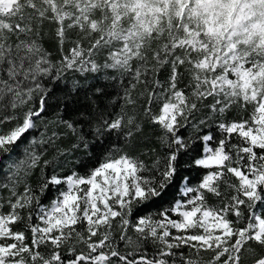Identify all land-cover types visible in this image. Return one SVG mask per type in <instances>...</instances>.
Returning a JSON list of instances; mask_svg holds the SVG:
<instances>
[{
  "label": "snow or ice",
  "instance_id": "6c2138e0",
  "mask_svg": "<svg viewBox=\"0 0 264 264\" xmlns=\"http://www.w3.org/2000/svg\"><path fill=\"white\" fill-rule=\"evenodd\" d=\"M0 177V264H264V0H0Z\"/></svg>",
  "mask_w": 264,
  "mask_h": 264
},
{
  "label": "trees",
  "instance_id": "16d2710c",
  "mask_svg": "<svg viewBox=\"0 0 264 264\" xmlns=\"http://www.w3.org/2000/svg\"><path fill=\"white\" fill-rule=\"evenodd\" d=\"M46 46H49V45L46 43ZM51 50L55 54V47H54V45L51 46ZM104 82L105 81L103 79H101L99 81V83H104ZM67 83H68V87H70L71 86V81H68ZM89 83H91V81H89ZM64 87H65V84L64 83H61L60 87L58 89H56L55 94L52 95L51 98L47 101V104H48V107H47V119H52L53 117H55V115H56V106H57L58 103L61 104V106H62V102H63V98H64V92L61 91L60 89H63ZM109 91L111 92V91H113V89H109ZM81 103H83V101H82V94H81ZM57 130H59V129H57ZM32 135H36V133H33ZM63 143H64V146H67L69 144V139L68 138H65ZM78 162H79V157H78L77 160L73 161L72 163L73 164H78ZM181 163H182V169L183 170H187V165L184 164L183 162H181ZM71 167H72V165L70 164L68 166V168L65 169V171H67ZM5 171H7V169H5ZM191 175H192L193 179H195L197 174L195 172H192ZM2 179H3V177H0V180H2ZM175 192H176V190L174 188L171 189L169 191L168 196H166L165 199L166 200L170 199L171 196L173 194H175ZM50 196H51V193H49V197ZM177 198H179L178 195H177Z\"/></svg>",
  "mask_w": 264,
  "mask_h": 264
}]
</instances>
